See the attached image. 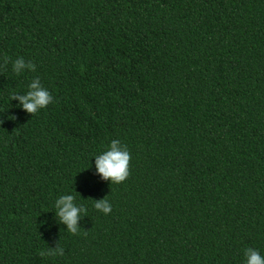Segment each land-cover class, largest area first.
Here are the masks:
<instances>
[{
  "label": "trees",
  "instance_id": "1",
  "mask_svg": "<svg viewBox=\"0 0 264 264\" xmlns=\"http://www.w3.org/2000/svg\"><path fill=\"white\" fill-rule=\"evenodd\" d=\"M36 78L53 102L32 116L11 96ZM0 119V264L264 256V0H0ZM112 140L121 184L95 168Z\"/></svg>",
  "mask_w": 264,
  "mask_h": 264
},
{
  "label": "clouds",
  "instance_id": "2",
  "mask_svg": "<svg viewBox=\"0 0 264 264\" xmlns=\"http://www.w3.org/2000/svg\"><path fill=\"white\" fill-rule=\"evenodd\" d=\"M5 64H7V58H5ZM25 69L35 71V64L26 63L23 58H18L13 62V70L19 74ZM29 91L27 94L18 95L13 94L11 100L19 101V107H21L26 113L34 116L39 110L46 108L53 102V97L46 90L39 80L34 79L29 85ZM0 123L3 120L0 119ZM130 161L131 155L126 145H122L119 140H112L109 148L95 156V168L97 173L105 181H110L111 184H121L125 182L130 175ZM75 197L73 195H63L55 201V213L59 219V223L66 225L67 230L76 235L79 233L80 225L79 221L84 213L87 215V209L83 206H77L75 204ZM94 207L102 211L104 214H110L112 211L111 204L107 199V196L100 200H95ZM86 234V233H85ZM65 249L58 242L55 248H49L46 252L41 251L40 255L46 256H63ZM245 264H264V256L254 248L248 247L244 250Z\"/></svg>",
  "mask_w": 264,
  "mask_h": 264
}]
</instances>
